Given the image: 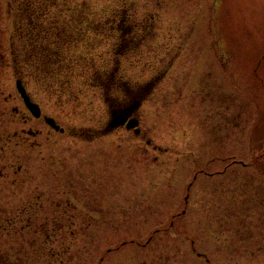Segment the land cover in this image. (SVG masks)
I'll return each instance as SVG.
<instances>
[{
	"label": "rangeland",
	"instance_id": "rangeland-1",
	"mask_svg": "<svg viewBox=\"0 0 264 264\" xmlns=\"http://www.w3.org/2000/svg\"><path fill=\"white\" fill-rule=\"evenodd\" d=\"M0 264H264V0H0Z\"/></svg>",
	"mask_w": 264,
	"mask_h": 264
},
{
	"label": "flooded vegetation",
	"instance_id": "flooded-vegetation-1",
	"mask_svg": "<svg viewBox=\"0 0 264 264\" xmlns=\"http://www.w3.org/2000/svg\"><path fill=\"white\" fill-rule=\"evenodd\" d=\"M117 25L119 26V28L122 29L121 24L119 25V23H117ZM128 34H131L130 30H124L123 29V33H122V37H121V42H122L121 45L123 47L130 45L129 42H127V43L123 42V40H127ZM128 40H131V39H128ZM124 55H125V53L118 54L117 58H115V67H111L110 71L108 72L107 77L106 78L104 77L105 80H103V81L100 80V83H98V84H96L97 82H94L93 85H94V87H97L98 89H100V87H102V86L108 87L109 90H112L113 88H115L118 91H120L121 94L132 93L136 97V103L131 107L125 108L122 114L117 115L114 112L113 96L110 95L109 90L106 91L105 92V94H106L105 95L106 96L105 101L108 103V108H109V120H108L107 125L104 127V129H102L98 132L97 131L96 132L86 131V133H82V134L80 133L81 136L87 135L88 137L93 138V137H98V136H101L104 134L113 133L119 129H127L128 131L134 133L138 137H141L143 135L142 122H141V119L139 117L140 109H142V107H143L144 103L147 101V98L149 97L150 93L155 89V86L167 76V73H166L167 71L165 69V70H163L162 73H156L148 81H146L144 84H141L139 88L130 86L129 84H127L124 81V79H123L124 76L117 77V74H116V72L118 71L117 69L119 68L118 65L122 62L120 57H122ZM19 81L22 82V86L26 89L27 94L30 96L31 100L33 101V98L29 94V91H28L26 85L24 84V82L21 79ZM20 96H21V93H20ZM33 102L36 103L35 101H33ZM44 116L45 115L42 111L41 117H39V118H37L35 116L34 117L37 119H43L45 122ZM123 116L128 117V121L124 125L111 127V124L112 123L114 124L115 120H117L118 118L123 117ZM129 123H135L136 126L134 128L130 129V128H128ZM63 129H64V131L61 133H65L66 129L65 128H63ZM80 134H78V135H80ZM146 143L148 145H151L150 140H147Z\"/></svg>",
	"mask_w": 264,
	"mask_h": 264
},
{
	"label": "water",
	"instance_id": "water-1",
	"mask_svg": "<svg viewBox=\"0 0 264 264\" xmlns=\"http://www.w3.org/2000/svg\"><path fill=\"white\" fill-rule=\"evenodd\" d=\"M17 87H18L19 92L21 93V96L24 100L26 107L31 111V113L35 117H37V118L41 117L42 110H41L40 106L31 100L30 96L26 92V89L22 86L21 81L17 82ZM127 121H128V117H125V116L120 117L117 120H115L114 124L113 123L111 124V127L124 125ZM45 122L57 131H60V132L64 131V129H62L60 127V125H58L56 123V121L51 117L45 116ZM135 126H136L135 123H129L128 124V128H134Z\"/></svg>",
	"mask_w": 264,
	"mask_h": 264
},
{
	"label": "snow or ice",
	"instance_id": "snow-or-ice-1",
	"mask_svg": "<svg viewBox=\"0 0 264 264\" xmlns=\"http://www.w3.org/2000/svg\"><path fill=\"white\" fill-rule=\"evenodd\" d=\"M114 100V112L117 115L123 113L125 108L131 107L136 103V97L132 93L121 94L120 91L113 88L111 90Z\"/></svg>",
	"mask_w": 264,
	"mask_h": 264
}]
</instances>
